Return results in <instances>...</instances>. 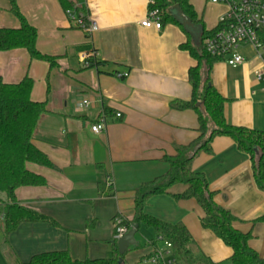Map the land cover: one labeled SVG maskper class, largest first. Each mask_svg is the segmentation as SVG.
<instances>
[{"label": "crops", "instance_id": "0c3cea01", "mask_svg": "<svg viewBox=\"0 0 264 264\" xmlns=\"http://www.w3.org/2000/svg\"><path fill=\"white\" fill-rule=\"evenodd\" d=\"M69 1L99 29L88 34L76 27L59 0H17L38 31L37 49L53 57V64L32 58L24 48L0 51L3 81L31 77L32 100L46 103L34 143L53 164H28L45 184L17 188L16 199L46 219L23 221L7 235L0 223V264H23L54 251H68L74 259L112 256L119 239L116 217L132 220L138 189L149 192L178 156L192 157V170L206 179L214 202L234 215V227L250 235V247L264 258V190L256 183L249 154L227 135L215 136L210 151L196 153L207 138L199 141L198 111L173 106L192 99L189 70L197 62L185 45H200L203 31L217 27L227 5L189 0L196 15L193 25L164 21L156 29L141 24L150 0ZM20 26L11 0H0V28ZM89 50L98 51V64L86 68L82 53ZM239 52L246 62L215 61L209 83L224 98L229 125L264 132V83L254 75L261 67L258 51L243 44ZM84 99L93 102L82 106ZM102 113L105 129L95 133L92 125ZM208 127H214L210 120ZM187 187L177 183L148 195L143 212L184 224L192 236L191 254L227 263L233 248L202 225L205 213L194 198L178 197ZM154 236L152 228L138 225V245L128 249L124 262L152 264L154 246H163V240L151 242Z\"/></svg>", "mask_w": 264, "mask_h": 264}, {"label": "trees", "instance_id": "16d2710c", "mask_svg": "<svg viewBox=\"0 0 264 264\" xmlns=\"http://www.w3.org/2000/svg\"><path fill=\"white\" fill-rule=\"evenodd\" d=\"M59 1L65 9L73 7L69 0ZM153 2L151 8L159 9L162 24L164 21L180 23L175 18L174 12L169 10L174 4H178L192 21L196 20L194 8L189 0H153ZM11 10L20 19L21 26L0 28V51L24 48L32 58L46 60L53 64V57L42 54L37 49L38 31L20 12L17 0H11ZM218 28L219 25L213 30H204L200 45H185L197 62L189 70V79L193 88L192 99L187 102L176 101L173 106L181 109L193 107L198 111L199 141L206 135L207 138L196 148V153L210 151L211 141L217 135L232 137L238 147L249 154L256 183L264 190V132L229 125L223 113L224 98L209 83L211 66L219 58L206 51L203 39ZM97 64V60L93 61V65ZM33 86L34 80L29 76L24 77L18 83H6L0 76V201L5 204L3 221L5 235L16 229L23 221L46 219L43 214L19 203L16 199L17 188L45 184L43 176L28 168L29 163L42 166L53 165L48 156L34 143L39 119L47 109L45 102L32 100ZM209 120L214 124L210 131ZM191 163L192 157L178 156L170 159L168 171L152 182V189L149 192L138 189L135 215L132 220L123 221V224L129 229L134 224H145L152 228L155 236L151 242L157 244L161 239L170 241L182 264H216L202 255H193L189 252L187 245L192 240V236L184 224H170L143 212L148 195L165 192L177 183L186 184L187 189L178 197L194 198L205 213L201 219L202 225L211 229L233 248V255L225 264H264V258H261L249 245L250 235L234 227L233 223L236 220L234 215L214 202L206 179L192 170ZM120 256L118 243L115 240L114 252L110 257L74 259L68 251H54L36 254L23 264H120ZM121 257L124 258V255Z\"/></svg>", "mask_w": 264, "mask_h": 264}, {"label": "built area", "instance_id": "2783aa9c", "mask_svg": "<svg viewBox=\"0 0 264 264\" xmlns=\"http://www.w3.org/2000/svg\"><path fill=\"white\" fill-rule=\"evenodd\" d=\"M213 3H224L228 10L219 18V28L205 36L203 44L206 51L226 61L229 65H239L246 62V58L239 52V47L243 44H250L258 51L261 67L254 71L256 79L264 83V40L261 33L264 32V0H210ZM153 0H150L146 16L141 24L145 27L162 28V18L158 8H151ZM66 13L72 23L82 28L86 33L92 34L99 29L98 23L83 11L70 8ZM98 57V51L89 50L82 53L84 67H93V61ZM127 73L119 76H126ZM92 100L84 99L82 106H89ZM118 116L120 113L117 114ZM106 113H102L98 121L92 125V131L99 133L105 129ZM5 204L0 201V223L5 218ZM122 217H116V237L125 234L129 228L123 224ZM163 240V246H154L150 256L152 264H178L174 254V247L170 241Z\"/></svg>", "mask_w": 264, "mask_h": 264}, {"label": "water", "instance_id": "95a60500", "mask_svg": "<svg viewBox=\"0 0 264 264\" xmlns=\"http://www.w3.org/2000/svg\"><path fill=\"white\" fill-rule=\"evenodd\" d=\"M169 10L174 12L175 18L181 24L193 25L191 19L184 13V11L181 9V7L178 4H174L172 7H170ZM137 229H138V224H134L133 227H131L125 234L119 237L118 251L121 256L125 255V253L128 251V249L131 246L138 245L136 237H135L137 233ZM121 256L119 257L120 264L124 262V258H122Z\"/></svg>", "mask_w": 264, "mask_h": 264}, {"label": "rangeland", "instance_id": "374dc122", "mask_svg": "<svg viewBox=\"0 0 264 264\" xmlns=\"http://www.w3.org/2000/svg\"><path fill=\"white\" fill-rule=\"evenodd\" d=\"M205 115H206V112H205ZM207 116V115H206Z\"/></svg>", "mask_w": 264, "mask_h": 264}]
</instances>
